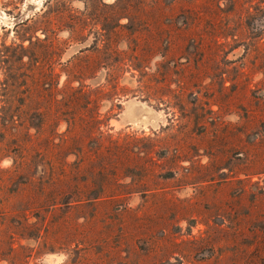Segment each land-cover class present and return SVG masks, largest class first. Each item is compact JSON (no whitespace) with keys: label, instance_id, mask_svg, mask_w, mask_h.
Listing matches in <instances>:
<instances>
[{"label":"rangeland","instance_id":"1","mask_svg":"<svg viewBox=\"0 0 264 264\" xmlns=\"http://www.w3.org/2000/svg\"><path fill=\"white\" fill-rule=\"evenodd\" d=\"M0 264H264V0H0Z\"/></svg>","mask_w":264,"mask_h":264},{"label":"trees","instance_id":"2","mask_svg":"<svg viewBox=\"0 0 264 264\" xmlns=\"http://www.w3.org/2000/svg\"><path fill=\"white\" fill-rule=\"evenodd\" d=\"M78 92V94H84L85 92L83 91V90H79V91H77ZM88 102H90V101H88ZM98 112V111H97ZM98 120V118H95V119H93V120H90V121H88L87 122V125H89L90 126V129L93 127V125H94V123L96 122ZM67 121L69 122V129L71 130L72 128V125H73V121L72 120H70V119H67ZM90 129H89V132H88V134H87V138L88 139H90V140H93L94 139V135H93V133H92V131H90ZM53 141V140H52ZM69 152H74V153H76V154H78V152L79 151H71V150H69ZM68 152V153H69ZM42 166H43V169L46 171L47 169H49V168H53V167H55V164L57 163V152H54V153H52V155L51 156H47L46 154H45V152L43 153V156H42ZM83 159H81V161H82ZM93 160V159H92ZM67 162V161H66ZM60 163V161H58V164ZM57 164V165H58ZM81 164V163H80ZM55 173V172H54ZM55 176H53V178H54ZM55 178H57V177H55ZM105 180V179H104ZM106 184V182L105 181H103V183L101 184V188H102V190L105 188V185ZM96 186V185H95ZM95 187H90L89 188V190L90 189H94ZM100 193H98V195L96 196V198H98L100 195H99Z\"/></svg>","mask_w":264,"mask_h":264}]
</instances>
